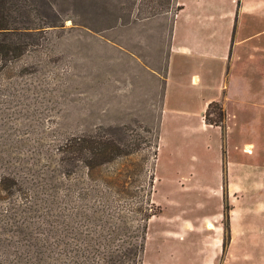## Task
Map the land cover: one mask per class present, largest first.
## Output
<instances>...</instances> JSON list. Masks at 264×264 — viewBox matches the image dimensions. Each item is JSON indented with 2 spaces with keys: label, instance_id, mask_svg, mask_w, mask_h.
Masks as SVG:
<instances>
[{
  "label": "rangeland",
  "instance_id": "374dc122",
  "mask_svg": "<svg viewBox=\"0 0 264 264\" xmlns=\"http://www.w3.org/2000/svg\"><path fill=\"white\" fill-rule=\"evenodd\" d=\"M186 1L193 8L195 0ZM39 4L33 13L54 26L0 35L30 43L0 71V153L11 156L15 171L37 160L46 165L71 135H108L124 156L95 172L124 173V185L112 188L137 195L113 194L112 204L155 203L143 264H264V17L242 13L247 27L231 61L195 47L174 54L170 87L167 80L162 89L152 69L163 73L179 0ZM200 35L211 41L213 34ZM166 94L171 106L162 112ZM209 97L223 119L212 108L200 112Z\"/></svg>",
  "mask_w": 264,
  "mask_h": 264
},
{
  "label": "trees",
  "instance_id": "16d2710c",
  "mask_svg": "<svg viewBox=\"0 0 264 264\" xmlns=\"http://www.w3.org/2000/svg\"><path fill=\"white\" fill-rule=\"evenodd\" d=\"M41 1L46 2L0 0V35H30L54 26L36 14ZM29 44L1 38L0 71L17 63ZM211 108L222 117L219 102L209 103L207 111ZM56 148L46 165L27 163V172H16L11 156L0 153V202L7 206L0 207V264H143L155 203L115 207L113 194L137 195L112 188L124 185V173L95 172L124 156L121 142L102 133L71 135Z\"/></svg>",
  "mask_w": 264,
  "mask_h": 264
},
{
  "label": "crops",
  "instance_id": "0c3cea01",
  "mask_svg": "<svg viewBox=\"0 0 264 264\" xmlns=\"http://www.w3.org/2000/svg\"><path fill=\"white\" fill-rule=\"evenodd\" d=\"M179 2L180 9L172 26L170 49L163 73L161 75V71L152 69L158 77V82H161L162 89L165 83L167 84V80L168 89L170 87L174 54L187 55L192 49L195 50V47L203 56L219 59L222 62L231 61L232 58L239 57L237 54V43L241 40H239L237 34H240L247 27L246 21L242 22V13L248 10L250 14L252 12L251 15L254 17H264V0H259L256 4L250 3V7H246V9L241 8V6L238 7L236 0H195V7L193 6V8H189L186 0H179ZM250 20L248 19L249 22ZM180 32L185 33L186 36L187 34H192L194 38L193 44L189 45L187 41H184L187 40L186 38H179ZM200 33L213 34L211 35V41H204ZM220 35L221 38H219ZM178 41H181V43H178ZM180 64L183 65L182 61ZM222 91H224L222 100L226 102L228 97L227 91H225V84ZM166 95V99L164 98L165 102L161 106L162 112H168L169 110L166 109V106L170 105L167 102L168 94ZM212 101L216 100L212 97L205 99L200 112H204ZM200 125L208 129L206 124L200 123ZM246 151L252 153L251 149ZM222 170L224 172V169H220L221 172Z\"/></svg>",
  "mask_w": 264,
  "mask_h": 264
}]
</instances>
